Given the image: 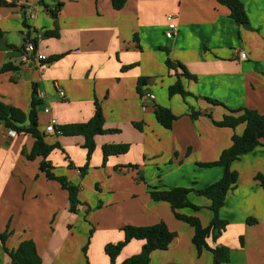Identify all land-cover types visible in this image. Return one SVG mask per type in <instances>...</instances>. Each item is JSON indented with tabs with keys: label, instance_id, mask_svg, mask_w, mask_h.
I'll return each mask as SVG.
<instances>
[{
	"label": "crops",
	"instance_id": "1",
	"mask_svg": "<svg viewBox=\"0 0 264 264\" xmlns=\"http://www.w3.org/2000/svg\"><path fill=\"white\" fill-rule=\"evenodd\" d=\"M3 1L13 7L0 5V101L28 113L34 96L44 92L37 110L42 132L52 118L60 126L88 122L98 101L104 128L118 131L96 137V150L84 176L80 171L87 157L84 139H48L63 147L48 158L54 173L80 187L75 215L69 211L68 192L40 171L42 159L27 158L34 139L13 135L0 120V234L10 235L6 247L13 250L33 240L42 264H86L81 251L88 226L81 220L87 205L93 210L101 204L99 212H91L96 233L88 264H110L105 247L124 240L122 227L161 222L177 237L168 250L152 253L150 264H213L210 251L198 254L192 242L194 229L176 219L168 203L153 201L149 186L199 190L222 178V167L198 164L218 160L244 127L215 126L213 121H220L227 109L207 99L264 115V0H241L248 16V24L242 26L217 0H129L120 11L114 10L111 0H48L47 8L39 0ZM58 2L63 4L57 18L59 37L39 38L38 51L49 60L64 57L43 66L37 60L23 64L21 50L29 29L39 37L54 30L49 11ZM29 9L34 10L33 20L26 18ZM168 15L177 17L179 28L172 40L164 37ZM242 52L245 60L240 59ZM167 58L195 77H181L191 96L169 97L168 89L182 70L173 74L166 66ZM7 64L15 69L1 72ZM127 66L133 67L122 69ZM59 91L66 97L61 99ZM146 94L155 99L144 102ZM155 103L177 116L171 130L157 122ZM46 107L50 114L44 112ZM191 108L202 115L192 119ZM125 144L130 146L127 153L110 156L103 164L104 145ZM232 170L239 174L238 183L220 212L228 227L217 242L209 239L208 243L231 250L226 264H264V186L256 178L264 177V146L243 155ZM140 171L144 182L136 181ZM189 199L201 210L181 213L198 217L208 226L213 216L210 200L193 193ZM63 211L75 216L74 223L69 224L72 218H61ZM250 218L256 223L250 225ZM143 244L130 242L116 264L139 254ZM0 264H13L1 243Z\"/></svg>",
	"mask_w": 264,
	"mask_h": 264
},
{
	"label": "trees",
	"instance_id": "2",
	"mask_svg": "<svg viewBox=\"0 0 264 264\" xmlns=\"http://www.w3.org/2000/svg\"><path fill=\"white\" fill-rule=\"evenodd\" d=\"M129 0H111L114 10H122ZM222 5L226 6L230 11V17L234 19L240 26L248 24V16L245 11L244 4L241 0H217ZM47 0H39V3L47 8ZM0 5L13 7L3 0H0ZM63 7V4L58 2L54 10H50L49 13L55 20V29L52 31H45L39 37L37 32H33L29 29L26 37H33L36 49H38V41L41 37L43 39L58 38L59 28L57 24L58 14ZM35 33L36 35H34ZM136 40H138L136 38ZM64 57V54L55 55L50 60L43 62L42 65L51 64ZM166 66L171 70L178 71L182 70V74H178V80L176 83L171 85L168 89V95L170 98L180 95L183 98L191 96L188 93L181 81V77L189 79H195L184 66L179 63H173L171 59L166 60ZM133 66L123 67V70H129ZM15 68L10 65H4L1 72L11 71ZM147 79H141L140 82H145ZM142 84V83H141ZM213 105L223 106L227 109V113L223 118L216 122L213 121L214 125L219 128H228L236 130L239 126H243L244 130L241 135L234 134L232 137V144L229 148L225 149L218 160L210 163L198 164L203 168H214L222 167L224 174L222 178L214 184L204 189L194 188H165L163 186H149V195L155 202H166L171 206L172 212L176 219L187 223L194 229V235L192 242L197 249L198 254L203 251H210L213 255V264H226L230 262L231 250L225 246H217L212 248L208 240L211 239L213 242H217L218 239L223 235L228 227V221L220 217V212L225 206L226 197L228 193L235 189L238 183L239 174L232 170V164L243 155L249 154L258 147L264 146V115L260 114L256 110L248 108L229 109L224 106L221 102L216 100L207 99ZM41 105V100L34 96L30 111L28 113L23 112L13 106L6 105L0 101V120L3 121L4 126L14 131L18 135L30 136L34 139V145L32 151L27 155L29 160H36L41 158L40 171L44 173L48 180L56 181L60 184L62 189L68 192L69 211L73 214H78L80 201L78 194L80 187L70 181L66 176H56L54 173L55 167L52 162L48 160L49 156L55 150H62L63 147L60 142L56 141L50 143L48 139L51 137H82L84 144L82 147L87 150V157L85 165L80 168L82 176L87 173L90 167V160L96 150V137L107 133H116V131H108L104 128L105 117L102 111V107L98 101L95 102L94 115L88 122L85 123H74L64 125L56 128V134L48 135L45 132L40 131L38 121V107ZM154 114L157 122L167 130H171L174 122L177 120V116L167 108L158 104H154ZM201 112H197L191 108L190 116L192 119H197ZM137 125V124H136ZM137 127H139L137 125ZM141 129V128H140ZM129 145H104L103 146V164L106 163L110 156L122 155L129 151ZM70 168L74 167V164L70 163ZM135 167V166H133ZM140 180L144 181L143 176L140 174ZM261 184L264 186V177L259 174L256 176ZM204 197L210 200L211 205L209 210L212 212V219L208 226H203L200 219L195 216H189L182 214L181 211L185 209H192L193 211H200L199 206L194 205L190 199V194ZM247 222L252 225L256 223V220L250 218ZM124 232V240L117 243L107 244L105 247V253L110 258V264H116V260L122 253L124 248L132 241H142L141 252L133 255L121 264H150L151 255L155 251L168 250L177 234L170 231L167 225L163 222L150 225V226H132L127 225L122 228ZM9 238V233L0 234V243L3 245L5 252L11 258L13 264H42V258L38 252L36 243L33 240L23 241L18 248L9 250L6 247V241ZM243 245V238H241Z\"/></svg>",
	"mask_w": 264,
	"mask_h": 264
},
{
	"label": "built area",
	"instance_id": "3",
	"mask_svg": "<svg viewBox=\"0 0 264 264\" xmlns=\"http://www.w3.org/2000/svg\"><path fill=\"white\" fill-rule=\"evenodd\" d=\"M26 18L28 20H33L35 18V13L33 9H29L26 14ZM166 22H167V29L165 31V37L168 40H172L175 38V36L178 33V22H177V17L175 15H168L166 17ZM34 38L33 37H26L24 46L21 50V62L23 64L29 63L31 61L37 60L41 66L43 62H46L48 60V57L45 54H42L36 49L35 43H34ZM247 57L246 53L242 52L240 53V59L245 60ZM59 96L61 99L66 97V94L64 91H59ZM46 97V94L44 92H38L37 93V99L43 100ZM142 99L144 102H148L150 100H154L155 96L153 94H146L142 96ZM44 112L46 114L51 113V109L49 107L44 108ZM59 123L56 118H52L49 122V124L45 128V133L48 135H54L56 134V128L58 127ZM12 134L15 135V132L12 131Z\"/></svg>",
	"mask_w": 264,
	"mask_h": 264
},
{
	"label": "rangeland",
	"instance_id": "4",
	"mask_svg": "<svg viewBox=\"0 0 264 264\" xmlns=\"http://www.w3.org/2000/svg\"><path fill=\"white\" fill-rule=\"evenodd\" d=\"M47 2H49L47 0ZM166 26H167V23H166ZM165 37V35H164ZM46 40V39H44ZM164 52H166V55L168 56V52L164 50ZM168 59V58H167ZM170 59V58H169ZM171 71V70H170ZM173 74H175L174 70H173ZM180 98V97H179ZM140 174L143 176L142 172L140 171ZM136 181L140 182V175H139V172H137V176H136ZM144 182V181H143ZM261 182V181H260ZM164 187V186H163ZM87 208L85 209L84 211V214H83V217H82V223L87 225L88 226V232H87V236H86V245L83 247L81 253H82V257L83 259L85 260V263L88 264V252H89V246L91 245V242L93 241L94 239V234L96 233V228L93 227V218H92V214L91 212L94 211V212H99L100 209H101V204H96V207L93 208V210H91V206H86ZM61 218H64L66 216V219L69 220V218H72L71 221L69 220V224L71 223H74V220H75V216L74 215H67L64 211L61 212ZM73 214V213H72ZM76 215V214H75ZM90 215V216H89ZM70 216V217H69ZM73 216V217H71ZM88 216H89V219H88ZM92 223V224H91ZM89 226H91L89 228ZM123 228V227H122ZM121 228V231L123 232ZM60 229V227H58V230ZM68 229V227H67ZM79 230V229H78ZM124 233V232H123ZM10 236V235H9ZM72 260L74 261V257H72Z\"/></svg>",
	"mask_w": 264,
	"mask_h": 264
},
{
	"label": "water",
	"instance_id": "5",
	"mask_svg": "<svg viewBox=\"0 0 264 264\" xmlns=\"http://www.w3.org/2000/svg\"><path fill=\"white\" fill-rule=\"evenodd\" d=\"M1 122H3V121L1 120Z\"/></svg>",
	"mask_w": 264,
	"mask_h": 264
}]
</instances>
